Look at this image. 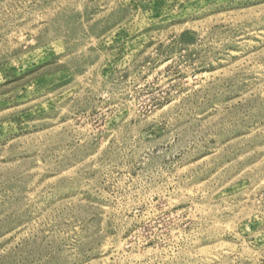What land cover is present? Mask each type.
<instances>
[{
    "label": "rangeland",
    "instance_id": "rangeland-1",
    "mask_svg": "<svg viewBox=\"0 0 264 264\" xmlns=\"http://www.w3.org/2000/svg\"><path fill=\"white\" fill-rule=\"evenodd\" d=\"M0 264H264V0H0Z\"/></svg>",
    "mask_w": 264,
    "mask_h": 264
}]
</instances>
